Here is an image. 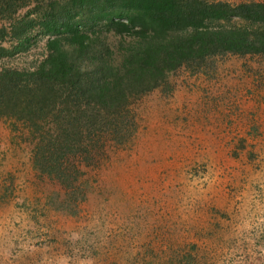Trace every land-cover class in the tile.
Segmentation results:
<instances>
[{"label":"rangeland","instance_id":"obj_1","mask_svg":"<svg viewBox=\"0 0 264 264\" xmlns=\"http://www.w3.org/2000/svg\"><path fill=\"white\" fill-rule=\"evenodd\" d=\"M41 16L31 2L2 23L0 68L45 58ZM18 21L33 22L24 48ZM133 112L128 142L80 164L74 213L56 208L62 189L34 168L21 124L0 119V264H264V54L180 67Z\"/></svg>","mask_w":264,"mask_h":264},{"label":"trees","instance_id":"obj_2","mask_svg":"<svg viewBox=\"0 0 264 264\" xmlns=\"http://www.w3.org/2000/svg\"><path fill=\"white\" fill-rule=\"evenodd\" d=\"M31 2L52 38L32 71L0 68V119L21 124L33 141L34 168L62 189L60 211L75 212L80 164L99 145L134 136V103L171 72L224 54H264V3L0 0V60L10 53L2 23ZM32 27L14 24L18 48Z\"/></svg>","mask_w":264,"mask_h":264}]
</instances>
